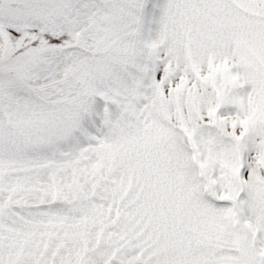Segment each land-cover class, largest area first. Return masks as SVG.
Here are the masks:
<instances>
[{"label": "snow or ice", "instance_id": "snow-or-ice-1", "mask_svg": "<svg viewBox=\"0 0 264 264\" xmlns=\"http://www.w3.org/2000/svg\"><path fill=\"white\" fill-rule=\"evenodd\" d=\"M0 264H264V0H0Z\"/></svg>", "mask_w": 264, "mask_h": 264}]
</instances>
